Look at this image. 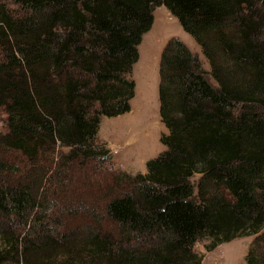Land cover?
Returning <instances> with one entry per match:
<instances>
[{"label":"trees","instance_id":"16d2710c","mask_svg":"<svg viewBox=\"0 0 264 264\" xmlns=\"http://www.w3.org/2000/svg\"><path fill=\"white\" fill-rule=\"evenodd\" d=\"M161 6L209 69L178 37L165 45V149L132 175L113 169L98 133L132 110L139 46ZM2 110L0 264L9 248L20 264H202L200 240L213 251L251 236L246 264H264V0H0ZM92 167L93 220L109 231L54 219L61 204L91 217L97 188L87 176V197L78 191Z\"/></svg>","mask_w":264,"mask_h":264},{"label":"rangeland","instance_id":"374dc122","mask_svg":"<svg viewBox=\"0 0 264 264\" xmlns=\"http://www.w3.org/2000/svg\"><path fill=\"white\" fill-rule=\"evenodd\" d=\"M174 37L181 39L193 52H198L200 58L203 59L205 68L209 69L208 62L204 60L194 39L183 30L180 22L171 15L166 7H158L154 12V24L151 30L143 36L139 46V60L133 69L132 77L136 83V90L135 97L131 101L132 110L116 118H103L100 133H98L100 142H105L102 139H107L113 143L111 146L105 142L112 152L113 162L111 161V165L114 170L132 175H144L147 172V161L156 158L165 149L161 143V137L167 133V129L161 121L159 112V66L163 48ZM6 120L7 114L2 110L0 112L1 130L6 128ZM117 161L123 164L121 165ZM85 172L80 171V174L84 178L86 187L84 190L80 189L78 194L79 197L81 194L87 197L88 176V185L97 188L91 193L88 201H84L86 207L87 203L91 204L93 210L91 217L85 216V210L81 212L76 206L67 207L61 204L59 205L60 209L57 210L60 213L59 216L63 209L65 211L60 219H54L66 222L71 229L75 226H83L87 222V227L97 226L102 227L103 231H109L111 228H109L108 222H94L93 220V216L101 218L100 215L98 216L97 210H99L98 198L101 197L102 190L95 185L99 173L93 174L96 172L94 167L90 171L91 174ZM99 190L101 191L99 192ZM254 239L255 236L237 238L221 244L213 251H208L206 248L209 240H200L195 244L194 250L203 257L202 264H246L245 259ZM9 249L11 252H7V259H5L7 261L2 264H20L17 261L15 250ZM52 264H73V262L68 261L64 256H57ZM87 264L94 263L88 262Z\"/></svg>","mask_w":264,"mask_h":264},{"label":"crops","instance_id":"0c3cea01","mask_svg":"<svg viewBox=\"0 0 264 264\" xmlns=\"http://www.w3.org/2000/svg\"><path fill=\"white\" fill-rule=\"evenodd\" d=\"M99 133H100V131H99ZM102 140H104L105 142H108L109 145L113 146V143H110L109 141H107V139H102ZM118 163L121 164V165L123 164V163H120V162H118Z\"/></svg>","mask_w":264,"mask_h":264}]
</instances>
